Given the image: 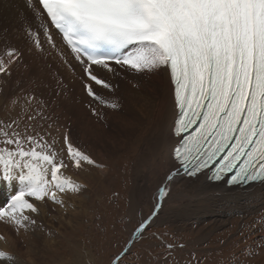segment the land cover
<instances>
[{"label":"snow or ice","instance_id":"snow-or-ice-1","mask_svg":"<svg viewBox=\"0 0 264 264\" xmlns=\"http://www.w3.org/2000/svg\"><path fill=\"white\" fill-rule=\"evenodd\" d=\"M27 12L19 30L30 51L47 48L63 58L67 50L82 70L81 86L93 116L99 106L117 109L96 86L114 90L95 68L133 75L162 74L169 89L172 141L164 161L166 171L157 186V203L148 217L141 214L123 251L124 257L151 227L170 196L177 177L201 175L234 187L264 185V0H24ZM22 53L11 47L0 59V75L8 76ZM41 59L43 56L41 55ZM63 86L62 81H58ZM35 100V104L30 101ZM93 104L97 106H93ZM14 117L0 120V183L18 185L0 221L17 227L35 224L30 214L37 202L63 204L58 194L77 193L82 185L62 170L95 165L90 154L53 129L47 105L30 95L12 105ZM53 131L61 136L58 143ZM156 163L165 154L163 138ZM34 201V202H33ZM131 220H129V224ZM175 245L167 244L165 264ZM3 261H15L0 251Z\"/></svg>","mask_w":264,"mask_h":264},{"label":"bare ground","instance_id":"bare-ground-1","mask_svg":"<svg viewBox=\"0 0 264 264\" xmlns=\"http://www.w3.org/2000/svg\"><path fill=\"white\" fill-rule=\"evenodd\" d=\"M26 12L27 9L23 0H0L1 33L19 41V37H16L22 35L19 30V23L23 20ZM45 49L46 51L41 54L43 59H41V55L37 56L39 62L42 65H45L46 61L54 63L61 68L68 80L67 84L64 85L66 88H64L65 93L63 91L62 115L57 116V121L54 122L56 124H53L52 128H59L60 133L67 130L70 139H73L77 146L90 154L96 161L95 165L85 164L81 169L70 166L62 170L61 174H67L66 176L71 177L81 185L97 188L108 175L109 167L103 164L104 161L123 153H130L133 157L131 196L135 194L131 200L132 206L139 202L140 204L145 203L152 211L157 201V186L161 184L166 171L164 163L167 158L166 152L172 144L166 135L168 125L172 123V110L165 77L162 74L133 75L125 72H110L101 67H96L95 73L101 79H105L114 86L118 85L111 91L99 86H96L97 90L107 100L119 104L117 109L99 106L98 110L102 118H97L86 107L91 101L83 92L82 75L78 76L76 71L73 73L69 70L63 63V58L49 50L47 45H45ZM63 51L68 64L79 70L80 67L73 57L66 50ZM6 54H1V57L4 58ZM37 74L27 75L23 84L16 83V81L8 83L7 77L0 75V111L9 113L13 103L17 100L23 105L26 99L21 98L22 94L29 92L31 95V92L34 91L33 96L38 93L41 95V88L43 87L41 84L46 85L47 83L43 79L39 83ZM45 77L49 79L47 76ZM38 100L41 104H49L47 99H44L45 101ZM35 102V100L30 101L32 104ZM51 102L53 103V101ZM93 106L97 105L93 104ZM12 113L16 114L13 111L9 115ZM56 114L58 113L56 112ZM53 137L57 142L61 138L55 131H53ZM162 138L165 154L161 156V163L157 165V148L161 144ZM137 148L139 149L138 153L136 152ZM96 166L100 169H97ZM17 188L18 185L0 183V206H5L8 203ZM2 194L4 200H2ZM58 196L64 201L62 205L53 203L50 199L37 202L39 212L30 214L35 224H29L28 227L24 228L17 227L8 220H5L6 225L0 223V251H9L15 264H23L21 258L23 254L29 257L25 264H36V258L40 256L38 249L42 244L44 248L45 246L47 248L49 242L43 236L51 207L63 214L60 219V226H63L65 222L69 223L76 215L83 214L84 210L81 211L82 204L85 203L88 195H81L80 190L77 193L66 192L58 194ZM167 200L166 206L157 216L155 222L158 221V218L160 221L165 216L166 211L176 203L187 204L192 200L197 201L201 208L203 207L212 217L221 221L235 213H249L252 210L263 208L264 185L256 184L247 188L226 187L224 181L216 183L207 181V177L204 175L198 179L177 177ZM70 207L74 209L69 211ZM14 227L16 228L14 229ZM17 228L20 230L19 234L13 235V230ZM23 247L28 249L20 254L21 250L19 249ZM0 262L3 260L0 259ZM7 262L13 263V261Z\"/></svg>","mask_w":264,"mask_h":264},{"label":"rangeland","instance_id":"rangeland-1","mask_svg":"<svg viewBox=\"0 0 264 264\" xmlns=\"http://www.w3.org/2000/svg\"><path fill=\"white\" fill-rule=\"evenodd\" d=\"M16 37H19V41L0 31V59H3L1 54L7 53L11 47L18 48L23 57L6 76L8 83L16 81L23 84L27 75L38 73L39 83L43 79L47 84H41V95L37 92L38 97H35L49 100L46 115L54 118L52 122L49 121L53 126L57 116L62 115L67 76L54 63L46 61L42 65L38 54L30 51L27 39L23 35ZM75 71L78 76L82 75L81 69ZM58 81L63 82L62 87ZM34 93L32 91L31 95ZM29 96L28 92L22 94L21 98L27 99ZM11 112L6 114L0 111V120L15 116L13 113L9 115ZM136 150L138 153L139 149ZM127 154L104 161L103 164L109 167L108 175L97 188L82 185L81 195H88L82 204L83 214L60 226L63 214L51 207L43 236L49 243L47 248L42 244L38 249L40 256L36 258V264H109L116 253L124 250L132 229L139 224L141 214L146 217L151 213L145 203L132 206L131 200L135 197V194L131 196L133 157ZM73 209L70 207L69 211ZM215 219L197 201L192 200L187 204L178 202L144 233V237L124 257L123 264H165L162 254L168 251L167 244L175 245L167 264H264V207L249 213H235L226 220ZM0 223H5V220ZM18 230H13V235H18ZM27 249H19L20 254ZM25 255L21 256L23 264L29 258ZM0 264L13 263L3 261Z\"/></svg>","mask_w":264,"mask_h":264}]
</instances>
